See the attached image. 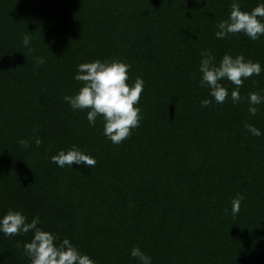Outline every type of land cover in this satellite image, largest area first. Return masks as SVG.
<instances>
[{
    "label": "trees",
    "instance_id": "trees-1",
    "mask_svg": "<svg viewBox=\"0 0 264 264\" xmlns=\"http://www.w3.org/2000/svg\"><path fill=\"white\" fill-rule=\"evenodd\" d=\"M236 2L250 11L264 0ZM232 3L0 0V219L38 216V227L94 264H141L135 246L150 264H264V102L248 111L249 93L264 96V35L217 38ZM204 50L217 65L225 54L260 63L238 102L227 79L222 104L201 86ZM97 59L127 63L128 83L144 82L139 126L119 144L102 117L90 124L88 110L64 100L82 86L78 65ZM73 146L95 167L51 162ZM33 236L0 231V264H31L23 244Z\"/></svg>",
    "mask_w": 264,
    "mask_h": 264
},
{
    "label": "clouds",
    "instance_id": "clouds-1",
    "mask_svg": "<svg viewBox=\"0 0 264 264\" xmlns=\"http://www.w3.org/2000/svg\"><path fill=\"white\" fill-rule=\"evenodd\" d=\"M199 2V0H197ZM231 11L228 19L219 21L218 31L215 35L219 39L225 38L228 34L244 33L252 40H257L264 35V3H259L250 11L242 10L236 0L231 4ZM31 40L30 35H25L23 44L27 46ZM67 51V50H66ZM65 51V52H66ZM202 60L200 72L202 73L201 86L210 90V95L216 103L222 104L229 96L228 89L221 83L227 79L235 88L231 91V99L234 103L240 100L239 88L245 79L261 73L259 62L245 59L242 54L233 57L225 54L219 64L215 63V58L210 50L201 53ZM42 57L37 58V64H43ZM130 65L118 59L111 61L94 60L78 65V72L75 76L77 81L82 82V86L73 96H64V100L73 109L88 110L87 119L90 124H95L96 118L102 117L104 121V135L113 144H119L128 139L132 130L139 126L140 108L139 104L143 92V80L136 78L133 84H129ZM264 102V96L257 92L249 93L248 111L256 115L259 105ZM210 99H204L201 106H209ZM253 135L259 136L260 130L251 124L245 123ZM40 138H36L35 144H41ZM19 144L23 148H28L27 140L21 139ZM51 162L59 167L73 164H83L88 168L96 165V160L92 156L83 153L73 146L67 150H61L57 155L51 157ZM243 196L237 193L232 200V213L240 211V204ZM39 217H34L31 222H26V217L19 211L9 210L0 219V231L6 236H18L21 233L34 232L31 242L23 244V249L30 259L31 264H94V260L87 254H81L76 247L67 239L57 243V237L50 231L42 230L38 227ZM21 245L18 242L17 247ZM131 255L138 258L141 264H150L151 258L145 255L138 246L131 250Z\"/></svg>",
    "mask_w": 264,
    "mask_h": 264
}]
</instances>
